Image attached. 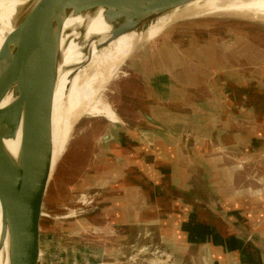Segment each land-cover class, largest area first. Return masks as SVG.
Instances as JSON below:
<instances>
[{
  "label": "crops",
  "instance_id": "1",
  "mask_svg": "<svg viewBox=\"0 0 264 264\" xmlns=\"http://www.w3.org/2000/svg\"><path fill=\"white\" fill-rule=\"evenodd\" d=\"M217 53L216 48L212 60ZM209 54L199 55L198 60V52H177L166 66L168 74L162 72L151 89L187 71L190 63L207 60ZM207 70L214 83L208 96L186 92L185 86L203 89L188 77L190 82L176 83L157 97L150 112L154 124L138 129L141 138L126 148L132 156L124 162L116 159L105 177L99 192L113 203L102 209L90 228L103 229L112 223L121 230V240L131 236L126 248L152 243L172 257H181L183 264L188 258L194 264L196 257L198 264H264V193L256 191V175L249 171L251 166L259 168L262 177L257 181L263 184L264 84L237 80L235 87L224 85L212 82L215 64ZM186 97L188 105L192 99L198 102L195 108L185 105ZM170 104L183 105L187 111L172 112ZM230 154L237 156L231 169L225 167ZM244 161L249 165L245 173L249 191L237 197L233 171ZM152 208H160L164 217L156 218L161 213L152 210L154 215L143 218L141 213ZM130 213L133 221H128ZM94 251L89 253L92 264L103 261L106 256Z\"/></svg>",
  "mask_w": 264,
  "mask_h": 264
},
{
  "label": "water",
  "instance_id": "2",
  "mask_svg": "<svg viewBox=\"0 0 264 264\" xmlns=\"http://www.w3.org/2000/svg\"><path fill=\"white\" fill-rule=\"evenodd\" d=\"M197 1L59 0L52 9L53 0H42L41 7L39 5L31 13L28 24L17 29L0 50V126L4 124L0 131V145L4 150L2 140L20 132L21 151L27 154L29 167V175L23 180L20 175L10 176V170L7 176L6 164L0 162V203L4 208L0 264H75L79 261L85 248L84 237L90 231L89 217L99 196L98 190L119 157L127 133L125 118L106 100L108 88L115 85L120 91L122 84L127 86L130 81L138 79L141 82L139 88L145 86L143 93L146 94L176 52L171 29L180 21L198 18H191L189 13L177 19L174 17L160 36L142 40L122 64L119 75L107 85L103 101L113 110L118 122L103 116H90L103 118L108 124L94 161L93 168L97 170L85 182L75 186V191L80 193L75 207L65 208L63 214L56 216V222L63 225L62 231L65 232L56 241L49 232H43L44 218H51L44 208L47 191L55 170L72 143L77 124L89 116L83 115L72 124L65 152L53 164V128L47 129L43 139L38 137V133L60 79L65 74L72 79L91 62L95 52L109 47L121 37L132 33L146 34L158 19L171 18L176 10L183 11ZM49 7L51 11L46 13L48 10L43 8ZM39 8L42 14H37ZM99 11H102L107 27L102 32L90 34V21L93 19L90 15L94 16ZM79 17L83 19L80 25L74 29L65 27L70 18ZM72 42L81 48L83 55L81 60L66 66L63 62ZM7 96L11 101L1 107ZM154 118V114L148 115L149 120L154 121ZM8 126L11 128L9 135L5 134Z\"/></svg>",
  "mask_w": 264,
  "mask_h": 264
},
{
  "label": "rangeland",
  "instance_id": "3",
  "mask_svg": "<svg viewBox=\"0 0 264 264\" xmlns=\"http://www.w3.org/2000/svg\"><path fill=\"white\" fill-rule=\"evenodd\" d=\"M168 25L170 24L152 25L150 28L153 29L150 30V34H147L148 36L128 38L121 43L115 51V54L106 61L104 66L105 72L101 77L99 86H103V88L106 89L107 85L119 75L122 64L131 55L134 47L142 40L147 41L157 38L162 34ZM188 27H190V29H187ZM170 33L174 36L172 44L176 47L175 54L177 52L182 53L183 50L187 51V49H190L192 52H198L197 58L199 60V55H206L207 52L210 53L208 55L209 57L206 56L208 61L205 60L199 63H190L187 71L181 72L178 76L171 77L172 79L160 84L153 90L149 87L146 94L143 93V88L145 86L139 88L141 82L138 79L136 81H130L127 86L122 84L120 91L119 86H109L106 100L113 106V109L116 110V112H119V114L125 118V126L127 127V132L129 133L126 136V144L124 147H121L122 149L119 153V160L121 162L126 161L132 156L129 151H126V148L128 145L130 146V144H132L134 139L141 138L142 131H138V129L150 128L147 121L149 120L148 115L151 112L152 106L156 104V99L160 94L169 91L173 85H176V83L181 84L190 81L192 82L195 79L194 82H199L201 88L203 89L199 91L197 87L192 88L191 86H185V90L187 89L186 92H194V96H198V98L202 97L204 93L207 96L209 95L208 93L211 91L210 89H212L214 84H211L210 81L212 75L207 70L210 64L216 65L217 72V74H215V80H212V82L217 80L218 83L223 82L224 85H228V83H230L229 85H232L234 84L233 82L237 80H253L254 82L264 84V21L245 20L243 18H234L232 16L223 18L202 17L183 22L180 21V23L176 24L171 29ZM216 48L218 49V53L216 54L217 57L215 60H212V55H214ZM211 61L216 62L214 63ZM163 72L166 75L169 70L164 68ZM234 73L237 74L238 77L235 76ZM108 75L109 77H112L113 75V77L108 79ZM188 77H190V81L187 80ZM233 86L235 87V84ZM187 101L188 99L186 97L185 103H187ZM196 102L197 101H195V99H192L190 100V105H188L189 103L185 105L190 108H195ZM182 107L183 105L180 104H170L168 106V108L175 113L187 111V107ZM164 108H166V106ZM178 118H180L179 121H181V123H183L182 121H186L181 117ZM76 122L77 120L70 124H66L65 126V130L58 147L59 157L57 161L65 152L66 145L69 140L70 129L72 124H75ZM107 127L108 124L103 118L95 119L90 116L83 118L74 130L72 143L68 147L66 156L61 160L59 167L53 174L47 191L44 207L45 213L49 214L51 218H44L43 232L45 234L49 232V234H51L53 239L56 241L59 236H62L65 233L62 231L63 225L56 222V216L63 214V212H65V208L75 207V201L80 194L75 191V186L85 182L93 175V172L97 170L93 168V166H95L94 161L99 153V141L107 130ZM229 157L230 158L225 162V167L231 169V165L235 163L237 156L230 154ZM262 158H264V156ZM232 159L233 161H231ZM239 159H241V157H239ZM248 166L249 165H247L245 161L243 163L240 162V164L235 166L236 170L233 171V177L235 179L233 192H235L237 197L243 196L249 191L247 187L248 180H246L245 176ZM119 168H122V166H119ZM255 168L256 166H251L249 169L252 174L254 172L256 175L255 181L253 182L254 188H256L257 192L264 193V182L262 184L257 181L259 180L257 177H262L261 171L259 168ZM15 174L18 176L20 175L23 180L26 178L20 162L15 164L10 176H14ZM100 189L101 186L98 190L99 196H97L95 200L93 212L89 217L90 223L97 215L102 214V209L107 207L108 203H113L110 198L100 195ZM152 210L161 213V215H157L156 218L164 217L162 216L164 214L160 208H152L147 214L141 213L142 217L144 218V216L147 215H154ZM3 214L4 208L3 205H1L0 230ZM134 217V214L130 213L128 221H133ZM165 221L169 224L168 218H166ZM116 227L117 225L107 223L103 229H97L96 227L90 228V231L87 236L84 237L83 242V244L85 243L84 247L86 249L81 251V259L76 263L92 264L93 259H91V256L89 257V253L91 250H97L100 251V253H103L106 257L103 261L96 259L95 264H183L181 257H172V255L161 246L155 244L153 245L152 243L143 244L139 247L129 246L126 248V242L128 243V241L132 240L131 236L128 239L124 236L121 240L122 236L119 235L121 234V230H117ZM114 231L115 234L112 236V232ZM68 241L69 239L66 240L67 244H69ZM114 245H116L115 248ZM101 248L102 250H98ZM97 251L94 252L98 253ZM112 251L113 254H111ZM109 254H111V256ZM108 255L109 257H107ZM120 259L121 261H119ZM152 260H154V262ZM188 260L189 258L187 259V264H193L188 263ZM195 260L194 264H198L199 261L197 260V257Z\"/></svg>",
  "mask_w": 264,
  "mask_h": 264
},
{
  "label": "bare ground",
  "instance_id": "4",
  "mask_svg": "<svg viewBox=\"0 0 264 264\" xmlns=\"http://www.w3.org/2000/svg\"><path fill=\"white\" fill-rule=\"evenodd\" d=\"M41 1L42 0H0V50L10 41L17 29L28 24L31 19V13H33L39 5L41 7ZM58 3L59 0H53V4L52 2L50 3V5L52 4V9L55 8ZM187 7L188 8H184L183 11L182 9L176 10L175 14L170 16L171 18L166 16L158 19L153 25L171 24L174 17L177 19L182 17V14L188 13L192 16L191 18H223L232 16L245 20L264 21V0H199ZM43 10H48L46 13H49L51 8H43ZM37 14H42L41 8L37 10ZM90 16L93 17L90 21V34L102 32L106 29L107 26L104 22L102 11L97 12L94 16L93 14ZM82 20L81 17L70 18L65 27L74 29L81 24ZM152 29L153 28H150L146 34L132 33L121 37L109 47L95 52L91 62L81 68L72 79L68 78V74H65V76L60 79L54 100L49 110L47 109L44 114L42 120L43 126L38 133V137H42L43 139L47 129L50 128V126L53 128V164L57 162L59 157L58 147L66 124L78 120L83 115H99L106 117L112 122H118L113 110L103 101L105 88L99 86L101 77L105 72V63L108 58L115 54L119 45L125 40L132 37L148 36L147 34H150V30ZM82 55L81 48L76 43L72 42L69 45L67 57L63 64L66 66L73 64L81 60ZM110 77L108 75V79H110ZM10 101L11 98L7 96L6 99L3 100L1 107L5 106ZM147 121L150 124H154L151 120ZM3 127L4 124L0 126V131ZM10 131L11 128L8 126L5 134L9 135ZM21 137L22 134L17 132L14 136L5 137L2 140L4 150L0 145V162L6 164L5 170L7 176L9 170L12 171L17 162H20L26 178L29 175L27 154L21 151ZM116 159L119 161V157ZM1 205L2 203H0V208Z\"/></svg>",
  "mask_w": 264,
  "mask_h": 264
},
{
  "label": "trees",
  "instance_id": "5",
  "mask_svg": "<svg viewBox=\"0 0 264 264\" xmlns=\"http://www.w3.org/2000/svg\"><path fill=\"white\" fill-rule=\"evenodd\" d=\"M150 237H148L147 239H149ZM154 245V244H153ZM147 261H151V260H147ZM154 262V260H152ZM169 264V263H168Z\"/></svg>",
  "mask_w": 264,
  "mask_h": 264
}]
</instances>
